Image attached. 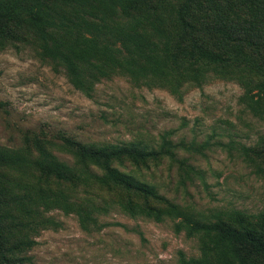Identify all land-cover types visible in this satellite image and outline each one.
<instances>
[{
    "label": "rangeland",
    "instance_id": "obj_1",
    "mask_svg": "<svg viewBox=\"0 0 264 264\" xmlns=\"http://www.w3.org/2000/svg\"><path fill=\"white\" fill-rule=\"evenodd\" d=\"M173 5L161 26L153 22L163 33L142 20L132 23L156 42L158 69L133 72L121 59L99 64L88 91L43 54L32 29L15 26L13 37L0 36V148L19 158L0 164L5 264H178L181 253L213 257L202 254L207 236L189 234L180 217L149 215L146 201L165 208L155 199L92 178L87 172L101 169L79 162L70 141L161 150L145 163L126 158L112 165L184 215L264 231V94L256 87L264 72L201 65L195 79L188 65L173 66L163 51L178 36ZM113 19L129 22L116 15L104 20ZM36 140L83 172L81 180L59 181L41 171ZM128 201L136 214L126 210Z\"/></svg>",
    "mask_w": 264,
    "mask_h": 264
},
{
    "label": "trees",
    "instance_id": "obj_2",
    "mask_svg": "<svg viewBox=\"0 0 264 264\" xmlns=\"http://www.w3.org/2000/svg\"><path fill=\"white\" fill-rule=\"evenodd\" d=\"M171 5L172 0H0V36L13 37L15 26L32 29L43 54L60 64L79 89L88 91V80L101 71L99 64L121 59L133 72L158 69L162 58L156 42L149 40L147 32L136 27V23L145 21L156 28L157 32L152 33H163L155 23L161 26V16L168 13ZM173 6L172 26L178 36L172 45L167 42L163 50L173 66L188 65L187 70L195 79L201 65H233L264 72V0H176ZM112 15L129 19V24L104 20ZM256 87L258 95L264 94V80L258 81ZM69 143L79 162L93 163L101 169V174L88 170L92 178L107 187L133 192L145 201L155 199L165 208L146 201L149 215L157 220L180 217L189 234L201 232L207 236L202 254H212V258L187 259L181 253L178 264H258L264 260V231L242 222L234 226L219 218L207 223L184 215L152 186L112 165L113 161L126 158L145 163L158 159L161 150ZM36 146L37 166L44 173L65 182H79L84 176L54 159L41 140H36ZM18 161L17 155L0 148V164ZM125 208L131 215L136 214L132 201ZM175 227L180 230L179 223ZM5 259L0 222V264H5Z\"/></svg>",
    "mask_w": 264,
    "mask_h": 264
}]
</instances>
